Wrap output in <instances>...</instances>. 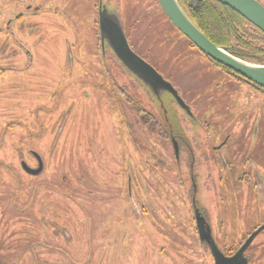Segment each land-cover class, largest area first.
Wrapping results in <instances>:
<instances>
[{
	"label": "rangeland",
	"instance_id": "obj_1",
	"mask_svg": "<svg viewBox=\"0 0 264 264\" xmlns=\"http://www.w3.org/2000/svg\"><path fill=\"white\" fill-rule=\"evenodd\" d=\"M97 1L0 0L1 247L20 221L35 235L38 217L56 216L73 223V264H213L196 234L190 175L218 246L235 250L264 223V91L192 47L157 0H101L190 106V121L166 92L145 95L109 51L102 63ZM161 113L191 148L179 161ZM30 149L44 159L36 178L18 163ZM35 249L42 264H66ZM245 256L264 264V230Z\"/></svg>",
	"mask_w": 264,
	"mask_h": 264
},
{
	"label": "water",
	"instance_id": "obj_2",
	"mask_svg": "<svg viewBox=\"0 0 264 264\" xmlns=\"http://www.w3.org/2000/svg\"><path fill=\"white\" fill-rule=\"evenodd\" d=\"M215 1L228 6L264 33V4L259 0ZM157 2L162 13L172 26L205 57L215 64L225 67L230 73L249 85L264 90V64L242 60L234 56L228 47L213 43L189 18L177 0H157ZM101 14L102 12L100 11L99 27L101 42L103 43L104 37L110 41L113 52L123 66L133 74V77L135 76L145 85L142 89L147 90L148 88L151 90L150 93L148 92L151 96H157L161 92H166L179 105L186 118L193 120L195 117L190 106L179 95L177 89L168 80L164 79L151 64L139 57L130 48L117 14H114V22L109 19H102L100 17ZM153 93L155 95H152ZM159 110L161 111V109ZM160 115L164 118L162 113ZM221 145H218L216 148H220ZM173 149L176 158H178L179 148L176 142H173ZM37 158L41 161L38 156ZM22 165L27 172L32 174L38 173L42 168L41 162L39 168L36 170H31L26 165ZM199 209L196 205L194 206L198 232L200 239L208 244L214 264H247V259L243 253L249 247L254 237L264 230V223L259 225L246 237L233 255L225 256L213 239L210 223L200 214Z\"/></svg>",
	"mask_w": 264,
	"mask_h": 264
},
{
	"label": "flooded vegetation",
	"instance_id": "obj_3",
	"mask_svg": "<svg viewBox=\"0 0 264 264\" xmlns=\"http://www.w3.org/2000/svg\"><path fill=\"white\" fill-rule=\"evenodd\" d=\"M96 4H97V7H96V16H97L96 17V27H97V32H98L100 59H101L102 63L105 64V60H107L106 53L109 51L111 53V56L114 58V61H116L117 66H119V68H123L130 75V78L131 77L134 78L142 88L145 87V85L142 82H140L138 78H136L135 76L133 77V74H131V72H129L127 70V68H125V66H123V64L121 63L119 58L113 52V50L111 48L110 41L106 37H104L103 43L101 42L100 27H99V12L100 11L102 12V14L100 16V17H102V19H109L112 22H114V20H115L114 19V14L116 15L117 13L111 11L108 8V6H103L101 0H98ZM25 12L26 11H21V9H20L17 12L15 18H17L18 20H21L23 18V16H24ZM119 19L121 21V18H119ZM122 27H123V31H124V34H125L126 41H127L128 45L130 46V44L128 42V39H127V34L125 32L123 24H122ZM130 48H131V46H130ZM2 49H4V54H2L1 56H6L7 55L6 54L7 53L6 45H4L2 47ZM138 56L146 61V59L143 58L142 56H140V55H138ZM146 62H148V61H146ZM227 74L231 78H233L234 80L242 81L239 77L235 76L234 74L230 73L229 71L227 72ZM164 79H166V78H164ZM166 80H168V79H166ZM242 82H244V81H242ZM147 91L150 93L151 90H149L148 88H147V90H145L144 93H145V95L148 96L149 93ZM262 91H264V90H262ZM174 103L181 110V108L179 107V105L175 101H174ZM162 123H163L164 130L166 129V131H167V134H168V138L167 139L170 141L171 145L173 146V142H176L177 146L179 148L178 158H176V156L174 154V157H175L176 161L180 160V156H181V153H182V150H181L182 147L186 150L187 153H191V148H189V144L187 143L186 138L182 137L179 132L178 133L174 132L173 129H172V125H170L169 122H167L165 120V118L162 121ZM23 155H24V151L21 152L20 157H19V162H18L19 163V167L23 171V173L25 175L29 176V177H34V178H36L39 175H41V173L43 172V170L45 168L44 159L41 156V153H38L37 151L30 149L28 151V156H29V160L28 161H27V158H25ZM37 156L40 158L41 161L38 160ZM40 162L42 164V168H41V170L38 173H35V174L27 172L22 167L23 166L22 164H24L27 167H29L31 170H36V169L39 168ZM190 176H191L190 178H191V181H192V187H191V191H190L191 192L190 200H191V205L193 207V214H194V218L193 219H194V222H195L196 234H197L199 242L201 244L205 245L207 247L209 253H210L208 244L205 241H202L200 239V235H199V232H198V227H197V224H196L197 223L196 215H195V210H194V206L197 205L196 201L194 200V192L197 190V184H196V180L192 178L193 175H190ZM128 186H129V183H128ZM129 194L131 195V192ZM129 199L131 201H133L132 198H129ZM133 205H135V203H133ZM199 211H200V214H202L204 216V218L207 220V222H209V220L207 218V215L202 212L203 210L199 209ZM23 218H25V217H23ZM27 218H30V217H27ZM35 222L37 223L36 226H35L36 227L35 235L33 233H30V232L27 231L28 229L30 230V228H29L30 226L34 227V225L28 226L23 221H20L19 226H18V230L15 229L16 231H14V229H11L6 234L3 232L2 242H4V244H5L4 246L5 247L2 248L1 244H0V264H42V263H40V259L38 258L39 253H37V251H36L37 249H35L36 247H39L40 248L39 250H44L45 252H47V254L55 252L57 255H60V257L62 258V261H64L66 264H73V261L75 259L73 254H74V252H76V248H74V246L71 245L70 241L72 240L73 237H72L71 233H69L67 231V229H69L68 226L72 225L73 223L70 224V222L67 219H64V218H60L59 219L56 216L55 217H38V220H36ZM48 226H51L50 230H48L46 228ZM256 228H254V229H256ZM16 234H19V236L21 234V238H20L21 247L20 248H10V249L7 248L8 246H10V243H11V239L10 238L15 236ZM211 234L213 236L212 228H211ZM38 236H42L43 239H41V240L38 239ZM213 239H214L215 243L217 244L214 236H213ZM49 240L50 241L51 240L52 241H56L55 242L56 244H52L51 242H49ZM244 240L240 243V245L244 242ZM240 245L235 250H233L231 252H225L217 244V246L219 247V249L222 251V253L225 256L233 255L236 252V250L240 247ZM245 252H246V250H245ZM245 252L243 253L244 256H245ZM210 255H211V253H210ZM211 257H212V255H211ZM245 258L247 259L246 256H245ZM212 260H213V258H212ZM212 262L214 264V261H212ZM43 264H48L47 259L44 260ZM75 264H80V263L76 262Z\"/></svg>",
	"mask_w": 264,
	"mask_h": 264
},
{
	"label": "trees",
	"instance_id": "obj_4",
	"mask_svg": "<svg viewBox=\"0 0 264 264\" xmlns=\"http://www.w3.org/2000/svg\"><path fill=\"white\" fill-rule=\"evenodd\" d=\"M177 1L213 43L228 47L242 60L264 64V33L237 12L215 0ZM216 66L228 71L221 65Z\"/></svg>",
	"mask_w": 264,
	"mask_h": 264
}]
</instances>
